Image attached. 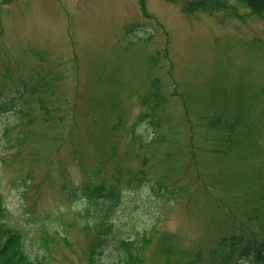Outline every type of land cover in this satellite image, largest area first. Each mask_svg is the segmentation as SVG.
Listing matches in <instances>:
<instances>
[{"label":"rangeland","instance_id":"1","mask_svg":"<svg viewBox=\"0 0 264 264\" xmlns=\"http://www.w3.org/2000/svg\"><path fill=\"white\" fill-rule=\"evenodd\" d=\"M246 14L0 0V104L23 95L20 116L0 109V237L19 232L38 264H90L97 242L104 264H235L222 237L264 223L248 218L264 197V17ZM152 79L158 126L141 117ZM217 115L240 118L230 155L213 150ZM87 182L119 187L109 216L71 194Z\"/></svg>","mask_w":264,"mask_h":264},{"label":"trees","instance_id":"2","mask_svg":"<svg viewBox=\"0 0 264 264\" xmlns=\"http://www.w3.org/2000/svg\"><path fill=\"white\" fill-rule=\"evenodd\" d=\"M174 1V0H170ZM184 10L187 13L198 12H221L232 17H246V13L253 15H259L264 17V0H182ZM153 60V59H151ZM45 86V93L47 92V84ZM159 81L152 79L150 82L149 92L143 96V105L148 109V112L142 114L143 119H149L150 124L157 125L155 114L161 110V95L159 92ZM31 96L36 95L38 90L35 86L31 87ZM22 94L19 93L12 96L10 99L0 104V109L3 111L12 110L15 114L23 113L21 108L14 103L15 100L21 99ZM39 102L42 103V109H44V102L42 97H39ZM26 102V101H25ZM46 110V109H45ZM212 130L216 134H220L219 143L217 148L213 149L215 153L229 154L235 147V136L238 129H240V118L237 117L230 119L229 117H223L221 115L209 116ZM214 133V134H215ZM223 137V138H221ZM156 136L150 142L142 143V145H150L155 143ZM162 139V135L158 136V140ZM160 143V142H158ZM225 154V155H226ZM230 155V154H229ZM133 178L142 180L144 176L134 175ZM152 189H164L161 182H156L150 185ZM71 194L80 198L89 200L94 206L97 207L98 212L106 213L110 215L111 209L116 205L121 198L120 190L116 184L109 185L108 187L101 182L91 184L85 183L76 188ZM264 210V197L261 198L260 204L254 206V209L248 214L249 220H255L260 210ZM99 226H103L101 223ZM10 228H5L3 234L0 237V264H38L37 259L29 257L23 247V238L19 232ZM250 235L239 234L234 232L233 234L223 236L219 243V248L223 250L225 258L229 261H235V264H264V223L257 230H251ZM120 248L122 250V261H126L129 256L131 247L127 246L125 240L120 241ZM89 250V263L90 264H104L100 263V259H95L96 248L101 247V243H94ZM100 261V262H99Z\"/></svg>","mask_w":264,"mask_h":264}]
</instances>
